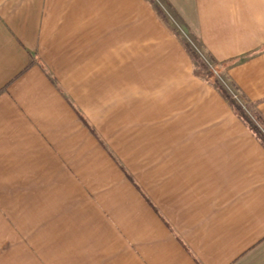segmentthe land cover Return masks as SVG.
Listing matches in <instances>:
<instances>
[{
  "label": "crops",
  "instance_id": "1",
  "mask_svg": "<svg viewBox=\"0 0 264 264\" xmlns=\"http://www.w3.org/2000/svg\"><path fill=\"white\" fill-rule=\"evenodd\" d=\"M92 1L0 0V264H264V145L243 119L203 136L201 186H75V114L92 132L38 54L66 10L80 38L106 30ZM172 2L264 117V51L224 65L264 47V0Z\"/></svg>",
  "mask_w": 264,
  "mask_h": 264
},
{
  "label": "rangeland",
  "instance_id": "2",
  "mask_svg": "<svg viewBox=\"0 0 264 264\" xmlns=\"http://www.w3.org/2000/svg\"><path fill=\"white\" fill-rule=\"evenodd\" d=\"M100 1L94 0L103 11L105 1ZM107 2L111 8L105 18L113 21L106 30L92 31L95 36L82 39L85 18L69 24L66 10L58 23H52L38 54L64 98L89 122L106 148L75 114V136L84 142L89 156L85 162L75 159V186H121L124 197L130 199L135 188L114 158L147 195L160 193L161 186L210 182L216 174L211 176L200 167L207 156L200 141L204 135L216 134L222 120L241 119L224 91L253 121L255 106L229 79L225 67L204 49L172 0ZM67 27L71 36L65 42L62 35ZM190 49L206 69H201ZM127 56L136 58L132 68L139 67L137 74L103 73L107 66L116 70ZM258 127L264 134V127ZM157 131L165 136H156Z\"/></svg>",
  "mask_w": 264,
  "mask_h": 264
},
{
  "label": "trees",
  "instance_id": "3",
  "mask_svg": "<svg viewBox=\"0 0 264 264\" xmlns=\"http://www.w3.org/2000/svg\"><path fill=\"white\" fill-rule=\"evenodd\" d=\"M260 51H264V47H262L260 49ZM190 53L192 55V57L194 58V60H196V62L201 66V69H206V65L205 63H203L198 54L195 53L194 51H192L190 49ZM237 59H233L230 62L224 64V65H229V64H236L237 63ZM211 73V72H210ZM212 75V73H211ZM225 96L228 98V100L230 101V104L232 105L233 109H234V113L239 116L241 119H243L248 126L250 127V130L260 139V141L263 143L264 145V134L262 133V131H260L258 124L263 128L264 127V117L259 113V112H255L254 115V121L252 120V118H250L249 116H247V114L245 113V111L234 101L230 98V96H228L226 94V92L224 91ZM79 117L82 119V121L91 129L92 134L96 135L95 131L91 128V126L89 125V123L87 122V120L81 115L79 114ZM122 170L124 171V173L126 174L127 178L131 181V183L134 186H138V184L135 182L134 178L125 170L124 167H122Z\"/></svg>",
  "mask_w": 264,
  "mask_h": 264
},
{
  "label": "bare ground",
  "instance_id": "4",
  "mask_svg": "<svg viewBox=\"0 0 264 264\" xmlns=\"http://www.w3.org/2000/svg\"><path fill=\"white\" fill-rule=\"evenodd\" d=\"M94 4V2L92 1V5ZM111 8V3L110 4H108V9H110ZM92 11V10H91ZM107 14L108 13H106V17H107ZM91 15L93 16L94 15V12H91ZM111 21H113L112 19H108V18H105V21H104V27H106V29H107V27H108V25L109 24H111ZM98 30H100V28L98 29ZM135 59L136 58H130V57H128L127 56V59H126V62L124 63V64H117V68H116V70H112V69H110L109 68V66H107L104 70H103V73H111V74H113V75H116L117 73H120V74H125L127 71H131V72H133V73H138L139 72V67L138 68H136V69H133L132 68V63H133V61H135ZM138 61H140V63H142V64H140L141 65V68L143 69V64H144V61L140 58V59H138ZM115 61H111L110 63H114ZM119 63V62H118ZM141 69V70H142ZM109 71H112V72H109ZM130 77H131V75H130ZM154 134H156V136H165V133H163V132H160V131H157V132H155ZM153 134V135H154Z\"/></svg>",
  "mask_w": 264,
  "mask_h": 264
}]
</instances>
